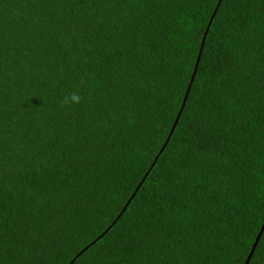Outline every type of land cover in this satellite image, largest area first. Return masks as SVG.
<instances>
[{
    "label": "trees",
    "instance_id": "trees-1",
    "mask_svg": "<svg viewBox=\"0 0 264 264\" xmlns=\"http://www.w3.org/2000/svg\"><path fill=\"white\" fill-rule=\"evenodd\" d=\"M263 222L264 0H0V264H244Z\"/></svg>",
    "mask_w": 264,
    "mask_h": 264
},
{
    "label": "water",
    "instance_id": "water-1",
    "mask_svg": "<svg viewBox=\"0 0 264 264\" xmlns=\"http://www.w3.org/2000/svg\"><path fill=\"white\" fill-rule=\"evenodd\" d=\"M210 21H211V18H210ZM209 23H210V22H209ZM206 33H207V28H206V30H205V32H204V34H203L202 40H201L200 49H199V52H198V55H197V58H196L195 65H194V70H193V72H192V74H191V80H192V78H193V76H194V73H195V70H196V67H197V63H198L199 56H200V52H201V47H202V45H203V41H204V39H205V35H206ZM188 90H189V86H188V88H187V92H188ZM187 92L185 93V97H186V95H187ZM185 97H184V100H185ZM184 100H183V101H184ZM179 115H180V112L177 113L176 118H175V120H174V122H173V124H172V126H171V128H170V130H169L168 135H167V139L165 140V142H164V144H163V146H162V148L160 149L159 152L162 151L163 147L165 146V144L167 143L169 137L171 136V134H172V132H173V129H174V127H175V125H176V123H177V120H178V118H179ZM153 163H154V162H153ZM153 163H152V165H153ZM263 229H264V222H263V224H262V226H261V228H260V230H259V232H258V234H257V236H256V238H255V240H254V242H253V244H252V246H251V249H250V251H249V253H248V255H247L246 259H245L244 264H247L248 261H249V259H250V257L252 256L253 251H254V249H255V247H256V244H257V242H258V240H259V237H260V235H261Z\"/></svg>",
    "mask_w": 264,
    "mask_h": 264
},
{
    "label": "clouds",
    "instance_id": "clouds-1",
    "mask_svg": "<svg viewBox=\"0 0 264 264\" xmlns=\"http://www.w3.org/2000/svg\"><path fill=\"white\" fill-rule=\"evenodd\" d=\"M81 102V97L77 93H72L70 96H65L62 104L67 106L70 103L79 104Z\"/></svg>",
    "mask_w": 264,
    "mask_h": 264
}]
</instances>
